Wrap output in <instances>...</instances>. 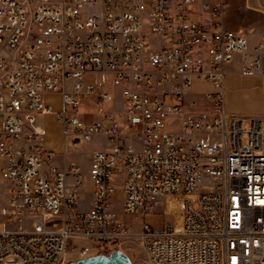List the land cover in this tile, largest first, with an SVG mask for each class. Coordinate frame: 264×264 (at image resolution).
Masks as SVG:
<instances>
[{
	"label": "built area",
	"instance_id": "obj_1",
	"mask_svg": "<svg viewBox=\"0 0 264 264\" xmlns=\"http://www.w3.org/2000/svg\"><path fill=\"white\" fill-rule=\"evenodd\" d=\"M225 10V0H0V264H68L131 239L149 264H264V119L228 114L222 95L235 55L241 75L264 78V37L249 50ZM88 75L110 76L117 97ZM198 83L213 91L195 96ZM45 93L60 95L64 149L106 144L85 174L59 169L45 148ZM88 97L89 121L78 114ZM118 189L123 216L175 217L178 199L180 228L132 232L112 209Z\"/></svg>",
	"mask_w": 264,
	"mask_h": 264
},
{
	"label": "crops",
	"instance_id": "obj_2",
	"mask_svg": "<svg viewBox=\"0 0 264 264\" xmlns=\"http://www.w3.org/2000/svg\"><path fill=\"white\" fill-rule=\"evenodd\" d=\"M226 10L223 17V25L226 29L243 33L248 40V49L252 50L258 43L261 37H264V0H225ZM225 80L222 90L223 104L225 111L233 116H240L249 106L252 105L253 101L259 96L261 91H264V78L259 76H243L240 74V61L239 56L235 55L233 59L224 66ZM86 81L89 83L91 81L98 85L104 84L99 81L98 76H87ZM112 91L109 93L117 97L118 88L113 84L112 81ZM197 87H204L203 90H197ZM213 91L212 87L207 83H198L192 87V93L198 96L201 93ZM264 96V95H262ZM44 100L50 105V100L57 98V104L54 103L53 106L50 105L51 111L49 113H44L38 116L37 123L42 129V123H45L54 133H58L57 143L50 138L46 139L47 146L46 150L51 151L53 157L55 154L61 156V161L54 164L62 170H67L71 165H77L82 171V166L85 168L84 174L88 168V164L92 153L95 150H105L106 144H97L93 147L91 151L80 156L81 160L79 163L78 158L74 156L77 152L76 148L64 149L61 138V127L56 121L55 113L61 109L60 95L57 93H45ZM92 102V101H91ZM258 114H251L248 118H257ZM259 118V117H258ZM50 130L47 131L50 132ZM69 150L72 153H69ZM71 154L73 156H71ZM91 202V201H90ZM90 203L83 210L88 209Z\"/></svg>",
	"mask_w": 264,
	"mask_h": 264
},
{
	"label": "rangeland",
	"instance_id": "obj_3",
	"mask_svg": "<svg viewBox=\"0 0 264 264\" xmlns=\"http://www.w3.org/2000/svg\"><path fill=\"white\" fill-rule=\"evenodd\" d=\"M99 81H102L104 84V87L102 88L104 92H110L112 91V78L110 76H98ZM197 90H203L204 91V87H197ZM264 91H261V93H259V96H257V98L253 101L252 105L247 107V108H243L246 109L240 116L241 118H248L251 117V114L255 115L258 114L257 118H262L264 119ZM200 97V96H199ZM94 100L93 97H88L85 99L86 104L81 107L78 111V114H82L83 117L89 121V117L90 115H94L96 112V109H94L93 106L90 105L91 101ZM58 99L54 98L52 100H50V105L53 106L54 103L57 104ZM104 109L107 111H111L112 110V105L111 103H106L103 105ZM199 108H197L198 111ZM42 131L44 134L45 138H50L51 140H54L57 143V140L59 138L58 133H54L52 130L49 129V127L47 125H45V123H42ZM50 130V132L47 131ZM103 139H94L91 142H87L84 143L82 146H78L76 147L77 152L74 154V156H76L78 158V162L80 163L81 160L85 161V159H81L80 156L88 153L89 151H91L93 149V147L97 144L103 145ZM45 147L47 146L46 144V139H45V143H44ZM69 153H72V151L69 150ZM71 156H73L71 154ZM61 156L59 154H55L53 157V162L55 163H59L61 161ZM82 173L84 174L85 168L82 166ZM112 181L113 182H121V178L120 177H115L112 176ZM81 191V199L78 203V208L80 210H83V208L87 207L91 201V194H90V183L87 182L86 186H82L80 188ZM121 197H122V193L121 190L118 189L115 191L113 198H112V202H113V206L112 209L113 211L116 213V217L118 219L123 220L125 223H127L130 226V230L132 232L137 231L141 225L143 224H147L148 226H150V228L155 231V232H160L163 228V226L169 222L171 224L174 225V219H175V224L178 223L179 221V211L177 209V201H175L176 205H175V210H173L175 212V217H173L172 214H163L162 213V208H157L156 212L154 214H148L145 217H138L136 215H129V216H123L121 215V211H120V202H121ZM171 208L168 209V211L171 212ZM118 250H121L123 253H125L129 259L131 260L132 264H149L147 256L145 254V252L143 251L142 247L139 245V243L137 242V240L135 239H131L128 240L126 242H124L122 245H120L118 248H116ZM69 258L71 260H69V262L74 261L72 259V256L69 255ZM68 262V263H69Z\"/></svg>",
	"mask_w": 264,
	"mask_h": 264
},
{
	"label": "water",
	"instance_id": "obj_4",
	"mask_svg": "<svg viewBox=\"0 0 264 264\" xmlns=\"http://www.w3.org/2000/svg\"><path fill=\"white\" fill-rule=\"evenodd\" d=\"M68 264H132V262L125 253L115 249L109 254H97L71 261Z\"/></svg>",
	"mask_w": 264,
	"mask_h": 264
},
{
	"label": "bare ground",
	"instance_id": "obj_5",
	"mask_svg": "<svg viewBox=\"0 0 264 264\" xmlns=\"http://www.w3.org/2000/svg\"><path fill=\"white\" fill-rule=\"evenodd\" d=\"M25 190H34V183H25ZM177 201V209L180 211V204L179 200L176 199ZM176 229L178 230L180 228V218L177 224H175ZM118 248V246H101V253H110L111 251L115 250Z\"/></svg>",
	"mask_w": 264,
	"mask_h": 264
}]
</instances>
